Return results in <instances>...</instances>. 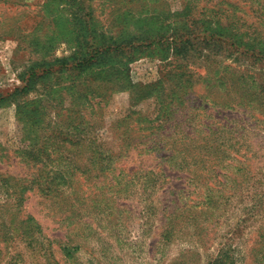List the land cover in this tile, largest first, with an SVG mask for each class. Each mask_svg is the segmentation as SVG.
Masks as SVG:
<instances>
[{"label":"rangeland","instance_id":"374dc122","mask_svg":"<svg viewBox=\"0 0 264 264\" xmlns=\"http://www.w3.org/2000/svg\"><path fill=\"white\" fill-rule=\"evenodd\" d=\"M187 1L0 0V97L6 98L0 102V227L14 212L20 182L32 187L22 194V214L42 228V234L20 236L0 229V247L8 246L0 264H264L260 114L212 106L206 117L192 111V118L219 129L206 140L228 149L230 138L240 137L239 153L247 158L237 182L223 188L225 179H216L219 191L209 193L211 199L172 168L176 159L130 152L117 163L125 172L121 192L100 193L98 185L96 208L82 200L78 223L68 227L36 188L53 178L54 187L66 191L67 161L38 171L20 158V150L59 131L84 140L77 145L87 151L83 158L121 152L126 116L157 115L155 97L131 106L137 87L170 71L196 73L192 105L200 103L207 83L224 94L226 86L217 81L228 66L264 83V0H189V16H174ZM181 40L192 44L184 54ZM97 51L102 57L85 72L70 67L73 58ZM226 72L227 78L232 71ZM192 121L193 133L202 137ZM67 205L62 217L70 215ZM171 218L175 230L164 239ZM73 246L78 249L70 254L63 250Z\"/></svg>","mask_w":264,"mask_h":264},{"label":"trees","instance_id":"16d2710c","mask_svg":"<svg viewBox=\"0 0 264 264\" xmlns=\"http://www.w3.org/2000/svg\"><path fill=\"white\" fill-rule=\"evenodd\" d=\"M191 9L188 0L183 10L176 12L174 16L187 17ZM188 44L192 45L191 41L181 40L180 49L184 50L183 54L187 52L185 50ZM101 55L103 53L97 51L93 55L79 59L73 58L70 67L79 73L85 72L99 61ZM228 70L232 72L226 78ZM109 74L106 72V76ZM195 76V72L175 74L170 71L154 83L137 87L131 106L135 107L140 102L155 97L157 115L152 119L140 112H130L123 120H128L123 132V139L127 141L126 147L119 153L100 151L90 153L91 155L89 154L87 158H83V154H87V151L81 152L77 145L84 140L70 136L63 131H59L56 136L51 134L53 137H47L43 141L39 139L40 147L37 143L33 147L20 150L21 160L38 168V171H43L50 164L67 161L63 166L67 177L64 175L62 179L67 185L66 191L62 192L59 187H54L53 178L36 186L42 197L50 201L54 207L56 206L53 209H56V214L60 216L61 225L66 223L68 227V225L78 223L77 211L82 200H90L91 208H96L95 203L101 195L96 194L99 189L98 185H102V189H99L100 193L104 188L115 190L116 193L121 192L125 172L122 167H117V163L126 158L130 152L136 153L138 157L150 156L166 163L176 159L172 168L185 172L188 181L198 182L203 187L206 193L204 197L207 199L212 198L209 193L219 191L216 190L217 178L225 179V182L221 183L223 188L229 182L235 183L239 180V174L243 171L240 165H244L247 159L239 153L240 137L230 138L232 143H229L228 149L225 148L224 143H212L206 140L212 134L218 133L219 129L217 127L212 129L213 123H206L204 118H196V128L202 129L203 136H195L196 134L191 129L192 120H196L191 117L193 116L192 111H196L194 112L196 116L206 117V110L209 106L228 110L242 108L252 116L260 114L264 117V83H256V79L252 76L249 75L246 78V74L228 66L224 70L223 77L221 76L222 78L217 81L226 86L224 94H216L214 90L216 85L207 83L205 93L199 96L200 103L192 105L195 100L192 98L196 86ZM249 79L253 83H248ZM23 90H26V87ZM5 100L6 98L0 97V102ZM133 115L136 117L133 118ZM173 127L176 129L173 130ZM223 127L228 128L226 125ZM116 170H118L117 173ZM6 182L5 180L4 183L7 184ZM16 185L17 187H14L19 190L20 196H16L13 205L14 212L9 214L8 220L2 223L0 229L5 227L9 233H16L19 236L33 232L42 234V228L37 219L34 216L22 214V205L26 199L22 194L27 190L30 191L32 187L20 182ZM65 203L69 206L70 215L62 217L64 212L62 205ZM188 207L191 206L188 205ZM173 230H175V221L171 218L164 231V239H168ZM3 245V248L0 247V254L2 251H7V242L4 241ZM76 249L78 246L63 247L68 254Z\"/></svg>","mask_w":264,"mask_h":264}]
</instances>
